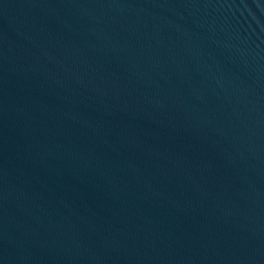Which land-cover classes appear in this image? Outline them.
Segmentation results:
<instances>
[{"label":"water","instance_id":"1","mask_svg":"<svg viewBox=\"0 0 264 264\" xmlns=\"http://www.w3.org/2000/svg\"><path fill=\"white\" fill-rule=\"evenodd\" d=\"M156 264H264V181Z\"/></svg>","mask_w":264,"mask_h":264}]
</instances>
